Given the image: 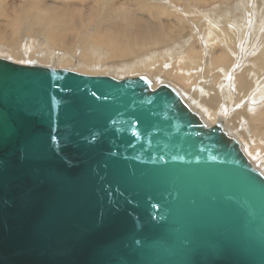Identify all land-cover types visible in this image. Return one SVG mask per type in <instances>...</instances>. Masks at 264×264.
Returning <instances> with one entry per match:
<instances>
[{"label":"water","instance_id":"1","mask_svg":"<svg viewBox=\"0 0 264 264\" xmlns=\"http://www.w3.org/2000/svg\"><path fill=\"white\" fill-rule=\"evenodd\" d=\"M0 264H264V174L171 83L0 56Z\"/></svg>","mask_w":264,"mask_h":264},{"label":"bare ground","instance_id":"2","mask_svg":"<svg viewBox=\"0 0 264 264\" xmlns=\"http://www.w3.org/2000/svg\"><path fill=\"white\" fill-rule=\"evenodd\" d=\"M170 1L171 2L167 3L166 0H121L119 2H116L115 0H0V46L5 47L6 49L8 47L12 51L14 57L28 56V53H32V58L36 55L38 57V59L36 58L37 60H48L49 57L52 56L53 58L51 59L59 64L60 62L72 63L75 64L76 67L81 68L93 65L91 63L92 54L96 55V52L98 51L97 49H106V52L108 51L111 60L121 61L127 59L133 60L134 58H137L143 62V64H140L144 65V59H142L143 55L148 54L147 57H144L145 60L147 58L149 59L151 57V51L179 42L180 46H182V50L185 51L187 48V53H189L190 57L200 61L198 60L200 56L201 61H204L202 71L205 72H201L204 77L206 74L209 75V68L215 69H212V71L215 72L213 81L219 77L218 73L223 74L227 68L228 70H232L233 63H235V56L233 57V53L235 55L238 49L235 47V43H237L235 42L236 39L242 36L245 37L247 34H249L248 37H250L252 35V30H254L250 24L247 25V23L250 22L249 13H247L249 12V7L247 11L244 9V4L242 3L243 5H240L239 7L236 6L238 9L236 8L232 11V8L228 6L231 0H219V2L221 1L222 3L219 4L218 9H215V14L217 11L228 14V17L225 18L228 20L230 19V24L229 21L227 24L225 22L217 23L216 21L215 24H213L214 22L211 20L210 16L208 19L209 23L206 25L207 33L203 36L204 46L207 45V48L205 47V50L201 49V51H199L194 46L198 43V41H201V37H199L201 36L200 15H196L194 20L192 17L191 20L184 18L182 15L177 13V8L184 3L186 10L188 9L189 11H192L193 9L192 7L189 8L187 4L188 2L186 3V0ZM213 1L217 0H190L189 2L196 3L198 6H201V4ZM124 3L126 5L123 7L126 9H123L122 7V4ZM173 6L176 9H174ZM119 7L124 11H120ZM245 7L247 6L245 5ZM127 10L130 11L128 12ZM260 12L261 9L257 13L258 18L262 15ZM262 12H264V8ZM191 23L196 25L194 29L195 32H198L196 36H191V34H193V28L190 25ZM256 24L257 22H254L253 27L256 26ZM86 25L95 26L93 33L81 36L86 32L83 31L86 29L84 28ZM260 30L264 33V27H261ZM259 32L260 31L256 34H260ZM254 34L255 33H253L252 36H254ZM34 35H39L43 38L44 45H46L47 48H43L42 51L28 52V50H24V47H21L22 45L24 46L25 43L31 41V38H33ZM247 39L248 38H246V40ZM239 40L240 39H237V41ZM78 41L82 44L81 46L83 48H93V52L89 54L87 51H82L80 59L78 57V53L80 52ZM237 44H241L240 41ZM250 44L251 49H249V53L257 44L258 48L256 47L251 55L248 53L250 57L248 54V56L246 55L245 57L250 61L248 67L249 72L246 73L240 71L239 69L236 75L234 73L235 78H237L238 81L232 78L234 80L232 81L233 86L237 87V89H234L236 90L235 93H237L238 98L233 95L234 89L230 91L228 85L227 87L224 85L223 87L213 88L207 83H200V85L194 89L192 86V89L187 93V95L192 101L197 102L198 106L202 105V110L201 108L200 110L209 123L214 124L221 119L224 120L225 117L223 116L225 115L222 113L227 112H224V110L231 109L228 114L229 123L232 127L241 125V121L245 120V126H249L251 128V131H246L252 133L254 132L257 137H264V107L261 109L259 108L261 104H264V94L261 92L257 95H255V93L251 94L254 91L253 89H258L261 86L263 83H261V79L264 80V34L259 43L255 44L253 39ZM28 46L31 47L30 45ZM241 47H243V44ZM247 47L245 49H247ZM50 48L54 50L52 51ZM59 50H64L66 52L59 53ZM154 53H158V51ZM243 53L244 52L242 50V56ZM13 55H11L12 58ZM156 55L157 54H154V56ZM235 60L237 61L238 59ZM34 62L36 61L34 60ZM239 64L240 61L238 62V65ZM131 67L133 68L134 65H130V67L127 68L130 69ZM170 70L171 68L166 70L165 73L163 72V75L156 73L153 76L161 82L166 79L167 76L172 75ZM212 71L210 70V72ZM248 75L254 78V82L252 81L253 83L249 79ZM211 76V79H213V75ZM161 83L155 82V86ZM227 83L230 84V82ZM219 84L222 85L221 83ZM248 96L249 98H247ZM252 103H257L258 105ZM243 107L244 110H241ZM252 111H256V113L252 115ZM216 112L218 113L217 115ZM212 113L216 115L215 120H212L207 116ZM227 120L228 119L225 120L226 130L229 134L235 136L229 129ZM255 130H259L260 133L259 131L257 133ZM242 145L243 149L247 153L243 142Z\"/></svg>","mask_w":264,"mask_h":264},{"label":"rangeland","instance_id":"3","mask_svg":"<svg viewBox=\"0 0 264 264\" xmlns=\"http://www.w3.org/2000/svg\"><path fill=\"white\" fill-rule=\"evenodd\" d=\"M115 1L116 2L118 1L119 2L121 0H115ZM189 1L190 0H186L185 2L186 3L188 2L187 4H188L189 8L192 7L193 10L192 11H189L188 9L186 10L185 4L182 3L180 6H178L177 13L179 15H182V17L187 18L189 20H191V17L194 20V17L196 15H200V17H201V36H199V37H201V41H198V43L194 47H196V49H198L199 51H201V49L205 50V47L207 48V45L204 46V42H203L204 41V37L203 36L207 33V30H206V27L207 26L206 25H207V23H209V20H208L209 17L211 16V20L214 22L213 24H215V21L217 23H223V22H225L227 24L230 19L228 20L227 18H225V17H228V14H226V13L224 14L221 11L220 12L217 11L216 14H215V9H218L219 8L218 7L219 4L222 3L221 1L219 2V0L213 1V2L204 3V4H201V6H198L196 3H190ZM243 1L244 0H231V2L228 4V6L232 8V11H234L237 7H239L240 5H243V4H244L243 5L244 6V9L247 10L248 7H249V9H248L249 12H247V13H249L250 22L247 23V25L250 24V26L252 27V29H254V30H252V35H253V33H255V34H254V36L251 35L250 37H248L249 34H247L245 36L246 38H248L247 40H246V38L244 36H242L240 38H237V39H240L239 41H240L241 44H237V43H239V41H237V39H236L235 42H237V43H235V47H236V49L238 48L236 54H238L241 57H239L236 54L234 55V53H233V57L235 56V58H234L235 63H233V69H232L233 71L232 70H228V68L225 69V72L223 74L218 73V76L219 77L216 78L215 81H213L214 80V75H215L214 73L215 72L212 71V69L213 70H215V69L214 68H211V69L209 68V75L206 74V76L204 77L202 75V73L205 72V71L204 72L202 71L203 66H204V61H201L200 56H199V59H198L200 61H197L194 58L190 57L189 53H187V48L186 49L183 48V49H185V51L182 50V46H180L179 42L178 43L175 42V43H173V44H171L169 46H166V47H163V48H158L156 50L151 51V57L149 59L147 58L148 60L147 59L145 60V57H147L148 54L143 55V58L142 59H144V65H141V64H143V62H141L140 59H137V58H134L133 60L127 59V60H121V61L120 60H111V57L109 56L108 51L106 52V49L105 50H103V49L102 50L97 49L99 52L97 51L96 52V55L95 54H92L91 63L93 65L90 66V67H81V68L76 67L75 64H72V63H63V62H60V64H59L58 62H55L53 59H51V58H53L52 56L49 57L48 60H41L40 58H39L40 60H37L38 57L36 55L32 58V55H31L32 53H28L29 54L28 56L14 57L12 51L8 47L6 49L3 46H0L1 47L0 48V56L1 57H5V58H9V59H11L13 61H16V62H19V63H23V64H35L36 63V64H42V65H46V66H50V67L70 69V70H74V71H77V72H80V73L90 74V75H109V76H113V77L119 78V79H122V78H125V77H133V76H139V75H146V76H149L150 78H153V80H155V82H157V83L169 82V83H172L173 85H175L181 92L183 91L182 94H184V97L187 100V102L189 103V105L193 109L195 108V110L201 112L202 105L201 106H198V103L195 102V101H192L190 99V97L187 95V93L192 89V86H193V89H194L195 87H198L200 85V83H207V84L211 85L213 88L214 87H223L224 85H226V87H227V85H228L230 91L233 90L234 88L237 89V87H234L233 86L232 81H234L233 79H236L238 81V79L235 78V75L238 73L239 69H240V71H243V72H246V73L249 72L248 67H249L250 61H249L248 58H245V57L249 53L248 52V51H250L249 49H251V44L250 43L253 41V39L255 41V44L259 43L261 37L264 34L263 31L260 30L261 27H264V19H263L264 18V12H262L263 11V8H264V0H252V1L245 0L246 2L245 1L244 2L245 3L248 2L247 4H245ZM166 2L168 3V2H171V1L170 0L169 1L166 0ZM124 5H126V4L125 3L122 4V7ZM232 5H234V6H232ZM245 5L247 7H245ZM128 8H129V6H128ZM173 8L176 9L174 6H173ZM123 9H126V8L123 7ZM123 9L119 7V10L120 11H124ZM260 9H261V12L260 13L262 15L258 18V14L257 13L260 11ZM127 11L129 12L130 10H127ZM207 15H209V16H207ZM255 16H256V18H255ZM219 17H220V19H219ZM224 19H225V21H224ZM259 19H261V20H259ZM254 22L255 23L257 22V24L258 23H260V24H258V25L256 24V26H254L255 27L254 28L253 27ZM229 24H230V21H229ZM261 24H262V26H261ZM190 25L193 28L192 29L193 34H191V36H193V35L196 36L198 34L197 31L196 32L194 31L196 25L195 24H192V23ZM84 28H86V29H84ZM84 28H82V29H84L83 31L84 32L86 31V32L83 33L81 36L88 35V33L89 34L93 33V30H94L95 26L94 25H86ZM223 30H225V29H223ZM258 31H260L259 32L260 34H256ZM257 37H258V39H257ZM43 41H44L43 38H41L39 35H34V37L31 38V41L25 43V45L24 46L22 45L21 47H24V50L25 51L28 50V52L39 51V50L42 51L43 48L44 49L47 48V46L44 45V42ZM40 42L43 43V44H41ZM242 44H243V47H241ZM28 45H30L31 47H29ZM78 45L80 46V50L79 51L81 52L80 53L78 51L79 52L78 53V57L80 59H81V56H82V51H87L89 54H91V52H93V50H94L91 47L83 48L81 46L82 44H80V42L78 43ZM38 46H39V48H38ZM201 46H202V48H201ZM245 46L247 47V49H245L246 48ZM36 47H37V49H36ZM256 47L258 48V44L255 45V48H253V50L249 53L250 55H251V53H253V51H254V49H256ZM34 48H35V50H34ZM222 48H223V46H222ZM50 49L52 51L54 50L52 48H50ZM242 50L245 53V54L243 53V56H242ZM245 50H247V51H245ZM157 51H158V53H154V52H157ZM238 51H239V53H238ZM60 52L64 53L66 51H64V50H61L60 51L59 50V53ZM159 53H160V55H159ZM154 54H157V55L154 56ZM11 55H13V58H12ZM250 55H249V57H250ZM93 56H95L96 58L93 57ZM150 59H152V60H150ZM235 59H238V60L236 61ZM34 60L36 62H34ZM149 60H150V62H149ZM239 61H240V64L238 65V62ZM117 62H120V63H117ZM95 63H96V65H95ZM130 65H134V67L133 68L131 67L130 69H128L127 67H130ZM169 67L171 68L170 72L172 73V75L167 76L166 79H164L163 81L160 82V81H158L153 76L156 73H160L161 75H163V72L165 73L166 70L170 69ZM210 70L212 72H210ZM234 73H235V75H234ZM211 75H213V79H211L212 78ZM230 76H231V78H230ZM248 77L251 80V82L252 81L254 82V78H252L250 75H248ZM227 82H230V84L227 83ZM262 82L264 83V80L261 79V83ZM219 83H221L222 85H220ZM262 84H261V86L258 89H253L254 91L252 90L253 92L251 94H254L255 93V95H257L260 92L264 94V91H262V90H264V84H263V87H262ZM235 89L233 90V95L237 97V93H235L236 92ZM255 90H257V91H255ZM247 98H249V96ZM228 100H230V99H228ZM252 104H257V103H252ZM246 106H247V104H246ZM244 107L241 110H244ZM262 107H264V104H261V106H259L260 109ZM200 108H201V110H200ZM230 110H224V112L227 111L225 113H222L225 116H223L222 114H220V115H222L223 117H225V120L228 119L227 120V124L229 125L228 126L229 129L231 130L232 133H234L235 136H237L244 143V146H245V148L247 150V155L251 158L252 163L259 170H261V172L264 174V172H263L264 171V137H257L254 134V132L252 133V132L246 131V130H250L251 131V128L249 126H247V127L245 126V123H244L245 120L241 121V123H240L241 125L232 127V125L229 123V114L228 113L230 112ZM252 112H253V113H251L252 115L254 113H256V111H252ZM217 114L218 113L216 112V115ZM209 115H207L208 118H211L212 120H215V116L216 115H214L213 113L212 114H209ZM235 129H237V130H235ZM255 131L258 133L259 130L258 131L255 130ZM263 131H261V132H263ZM259 133H260V131H259ZM258 139H259V141H258ZM261 157H262V159H261ZM256 164H258V165H256Z\"/></svg>","mask_w":264,"mask_h":264}]
</instances>
